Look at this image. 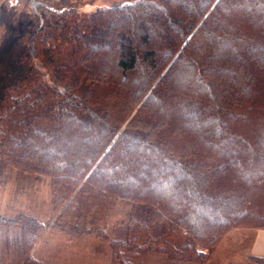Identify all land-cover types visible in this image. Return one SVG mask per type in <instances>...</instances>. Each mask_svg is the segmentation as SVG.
I'll use <instances>...</instances> for the list:
<instances>
[{"label":"trees","instance_id":"trees-1","mask_svg":"<svg viewBox=\"0 0 264 264\" xmlns=\"http://www.w3.org/2000/svg\"><path fill=\"white\" fill-rule=\"evenodd\" d=\"M28 2L39 20L24 74L0 95V179L8 167L47 178L53 225L108 240L109 264H207L230 231L264 229V0H125L81 14ZM59 20L76 23L61 86L41 72ZM109 197L130 207L122 238L106 232ZM32 217L0 216L5 239L19 229L21 264H38Z\"/></svg>","mask_w":264,"mask_h":264},{"label":"rangeland","instance_id":"rangeland-1","mask_svg":"<svg viewBox=\"0 0 264 264\" xmlns=\"http://www.w3.org/2000/svg\"><path fill=\"white\" fill-rule=\"evenodd\" d=\"M57 1L67 3L77 14H81L125 0ZM33 10L28 0H0V95L5 86L17 83L27 67L21 58L26 52L28 38L39 20ZM59 23L51 38L55 46L54 58L46 63L41 72L49 82L55 81L61 86L67 84L73 76L71 44L65 38L75 30L76 23L62 20ZM39 60L35 57L34 63L38 64ZM46 93L50 92L47 90ZM42 122H45V118H42ZM129 208L126 201L109 197L104 215L109 238L123 237L124 222H120L126 220ZM21 213L31 214L41 224L36 229L31 244L33 258L38 264H109L111 247L108 240L91 235L70 234L62 227L53 225L55 215L51 210L47 178L34 172L8 167L0 179V216L1 219L14 218ZM5 229L4 226L0 227V264H21L19 229H8V239L4 238ZM156 258V255L140 256L133 264H155ZM158 261L166 263L165 260Z\"/></svg>","mask_w":264,"mask_h":264},{"label":"crops","instance_id":"crops-1","mask_svg":"<svg viewBox=\"0 0 264 264\" xmlns=\"http://www.w3.org/2000/svg\"><path fill=\"white\" fill-rule=\"evenodd\" d=\"M30 255L34 257L32 250ZM207 264H264V229L230 231L221 239Z\"/></svg>","mask_w":264,"mask_h":264}]
</instances>
